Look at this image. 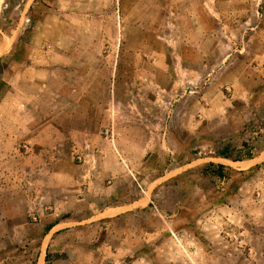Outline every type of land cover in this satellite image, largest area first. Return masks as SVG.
<instances>
[{"label": "rangeland", "instance_id": "1", "mask_svg": "<svg viewBox=\"0 0 264 264\" xmlns=\"http://www.w3.org/2000/svg\"><path fill=\"white\" fill-rule=\"evenodd\" d=\"M19 1H9L4 18H20ZM118 1L127 20L124 46L146 50L145 61L158 62L159 51L169 71L144 105L126 110L143 114L156 135L137 177L151 203L129 214L92 216L140 195L121 180L123 201L92 202L89 185H78L81 169L47 171L37 162L26 171L12 162V105L4 107L0 264H37L40 255L45 264H264V0ZM185 51L186 58L175 55ZM61 172L77 186H64L65 199L48 203L44 182Z\"/></svg>", "mask_w": 264, "mask_h": 264}, {"label": "crops", "instance_id": "2", "mask_svg": "<svg viewBox=\"0 0 264 264\" xmlns=\"http://www.w3.org/2000/svg\"><path fill=\"white\" fill-rule=\"evenodd\" d=\"M9 1L0 0V88L4 90L0 109L12 105V162L26 171L38 167L37 162L47 171H64L65 165L81 169L84 176L78 185H89L92 202L123 201L127 192L118 187L121 180L127 190L136 189L140 195L96 210L92 216L129 214L149 206L151 199L144 202L137 177L154 151L156 135L146 130L143 114L126 110L144 105L154 87L161 89L162 75L169 71L160 61V52L153 51L158 62L145 61L146 50H133L132 55L124 46L127 20L118 0H20L14 8H22V14L12 21L4 18ZM114 11L121 14L115 16ZM183 53L175 55L186 58L187 51ZM130 60L135 65H128ZM36 153L40 157H34ZM89 174L94 180L87 179ZM66 185L77 186V179L63 172L48 177L44 182L48 203L64 200ZM78 192L81 195V189ZM25 196L22 201L29 204ZM45 261L40 255L37 264Z\"/></svg>", "mask_w": 264, "mask_h": 264}, {"label": "trees", "instance_id": "3", "mask_svg": "<svg viewBox=\"0 0 264 264\" xmlns=\"http://www.w3.org/2000/svg\"><path fill=\"white\" fill-rule=\"evenodd\" d=\"M221 156H222V157H227L228 155H227V153H222ZM209 167L217 168L219 171H222L223 169H225L224 166H222V165H215V164H210ZM217 174H218L219 176H222V172H219V173H217ZM50 228H52V227H50ZM48 230H50V229H48Z\"/></svg>", "mask_w": 264, "mask_h": 264}]
</instances>
